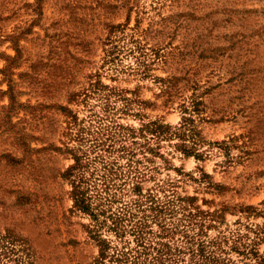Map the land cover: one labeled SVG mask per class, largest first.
Listing matches in <instances>:
<instances>
[{
    "label": "rangeland",
    "instance_id": "1",
    "mask_svg": "<svg viewBox=\"0 0 264 264\" xmlns=\"http://www.w3.org/2000/svg\"><path fill=\"white\" fill-rule=\"evenodd\" d=\"M75 156L108 264H264V0H0V264H93Z\"/></svg>",
    "mask_w": 264,
    "mask_h": 264
},
{
    "label": "trees",
    "instance_id": "2",
    "mask_svg": "<svg viewBox=\"0 0 264 264\" xmlns=\"http://www.w3.org/2000/svg\"><path fill=\"white\" fill-rule=\"evenodd\" d=\"M85 165L86 163L81 162L79 156H75V164L71 166L70 170V175L73 176V188L71 193L75 207L88 213L94 221L92 235L97 240L99 254L95 258L93 264H108L110 260L113 262H120L117 254L120 253L119 256H121L123 252H120V248L113 245L108 238L103 237L101 232L104 227L113 229L117 233L120 231L118 225L121 222H118V219L116 220L114 218L113 211L108 214L109 209L107 208L108 203L112 202V199H110L107 194L114 185V183L111 182L112 178L109 176L111 173L105 174L103 171V173L98 174V177H92L95 172H91L90 176L87 177L81 174L84 172ZM103 167L105 169L107 165L103 164ZM95 199L99 200V202L93 204ZM108 220H111V223H109ZM112 251L115 252V256Z\"/></svg>",
    "mask_w": 264,
    "mask_h": 264
}]
</instances>
